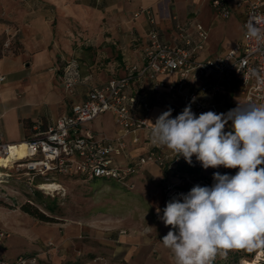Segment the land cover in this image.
Returning <instances> with one entry per match:
<instances>
[{
    "label": "built area",
    "instance_id": "2783aa9c",
    "mask_svg": "<svg viewBox=\"0 0 264 264\" xmlns=\"http://www.w3.org/2000/svg\"><path fill=\"white\" fill-rule=\"evenodd\" d=\"M169 1V0H163ZM243 10L242 37L224 54L207 59H199L209 39L208 30L202 24H195V37L188 33L186 26L176 23L175 31L179 43H163L152 29L147 35L140 65H123V75L89 91L86 99L72 105L68 115H61L39 134L24 138L18 143L3 140L0 132V159L13 157L0 167V175L8 169L23 172L33 181L42 178L46 183L62 186L59 177H82L85 180H113L128 188L131 180L149 166H156L164 172L163 194L165 204L179 199V194L188 193L195 185L209 186L214 183L213 173L235 175L238 169L223 166L204 169L193 156L192 165L183 157L174 156L168 149L154 145L150 139L152 123L162 113L154 116L153 107L143 101L141 91L150 83L155 96L167 99L166 110L172 109V117L180 114L192 101L191 110L198 116L207 111L224 113L216 101L234 77L240 84V97L246 105H264V45L245 38V24L251 17L264 20V0H211V7L218 17L228 19L232 10ZM145 10L141 9L139 13ZM6 40L4 47L7 48ZM255 73V74H254ZM210 74L222 75L224 81L208 82ZM76 66L67 63L62 68L65 89H70L75 81ZM159 77H170L161 81ZM6 80L0 74V84ZM135 85H139L134 89ZM109 113L112 115L117 133L109 136L103 132L87 130V123ZM85 131V135L81 132ZM231 131V130H225ZM142 147L145 154L138 155ZM24 151L19 159L18 151ZM76 161H65L72 155ZM117 159H122L124 167L119 168ZM41 186V185H39ZM6 235V234H5ZM4 232L0 228V238ZM55 246L48 242L37 254L19 255L13 260L0 257V264H46L41 257H48ZM264 264V249L256 251Z\"/></svg>",
    "mask_w": 264,
    "mask_h": 264
},
{
    "label": "crops",
    "instance_id": "0c3cea01",
    "mask_svg": "<svg viewBox=\"0 0 264 264\" xmlns=\"http://www.w3.org/2000/svg\"><path fill=\"white\" fill-rule=\"evenodd\" d=\"M194 2L189 6L187 0H0V41L15 39L20 46L18 54L0 58V74L6 78L0 84V132L3 140L8 143L22 141L25 138L24 118L36 121L47 114L52 119L50 123L55 122L61 115H68L72 105L84 101L91 89L121 77L124 64L140 65L147 35L152 29H155L161 42L176 45L179 41L175 24L180 23L194 38V23L199 21H194V17L199 13L203 0ZM230 8L232 14L227 20L236 23L242 30L244 11ZM141 9L145 11L139 13ZM198 23L209 32L206 24ZM229 48L220 44L212 47L209 34L205 50L198 58L203 60L224 54ZM75 58L79 60V68L86 73L93 72V76L84 83L76 84L74 93L70 95L63 91L59 79L55 77V70L61 62L66 65ZM159 80L169 81L171 78L159 77ZM207 81H224V77L210 74ZM138 87L135 85L133 88ZM141 94L143 101L153 107L154 116L167 111V99L155 96L150 83ZM237 95L240 96V84L234 77L222 95L216 98L224 113L238 106ZM4 124L17 126L21 139L7 140L2 131ZM225 130H231V121ZM142 173L143 177L150 179L157 176L165 178L164 172L156 166H149ZM48 242L54 241H43L29 253L42 252ZM71 242L69 238L56 241L55 245L61 248L62 255L53 251L49 258L41 257L44 260L41 262L129 264L125 256L70 261L66 252ZM112 246L117 249V254L124 255L125 245L116 246L113 243Z\"/></svg>",
    "mask_w": 264,
    "mask_h": 264
},
{
    "label": "rangeland",
    "instance_id": "374dc122",
    "mask_svg": "<svg viewBox=\"0 0 264 264\" xmlns=\"http://www.w3.org/2000/svg\"><path fill=\"white\" fill-rule=\"evenodd\" d=\"M187 1L189 6L195 3V0ZM210 2L211 0H203L194 21L199 20L208 26L212 47L216 44L232 47L236 40L241 39L243 32L236 23L215 15ZM190 19L193 23V16ZM72 60L77 75L74 78L76 82L70 89H65L62 80L65 62H61L55 70V77L59 79L63 91L70 95L74 93L76 84L84 83L83 81L86 82L93 76V72L86 73L79 68V60ZM235 99L237 105L244 103L239 95ZM51 121L47 114L40 116L36 121L24 118L22 124L25 138L41 133ZM85 126L89 131L104 132L109 136H113L118 130L109 113ZM2 131L9 141L21 139V131L17 126L4 124ZM85 131L81 132L82 136ZM145 151L142 147L137 154L143 155ZM64 160L76 161L77 157L74 154ZM115 162L119 168L125 165L122 159ZM22 173L8 169L5 174H1L0 180L6 181L0 183V228L4 232V237L0 238L1 258L13 260L19 255H27L41 242L48 240L54 241L52 243L56 247L55 251L62 255L61 248L55 243L69 238L72 242L66 256L70 261L98 257L116 259L118 256H125L129 264H176L174 255L161 241L168 231L172 230L171 226H165L159 218L166 207L162 198L164 180L161 177L150 179L143 177V173L139 172L131 180L133 187L128 188L113 180L57 176L63 189L60 192H48L38 187L46 181L37 177L30 181V178ZM26 205L51 218L52 222L40 221L23 212L22 207ZM157 209L160 210L159 213ZM111 242L116 246L125 245L124 255L117 254V249ZM259 249L264 247L227 250L223 255L218 254L212 264H242L245 260H253Z\"/></svg>",
    "mask_w": 264,
    "mask_h": 264
},
{
    "label": "clouds",
    "instance_id": "9594fccd",
    "mask_svg": "<svg viewBox=\"0 0 264 264\" xmlns=\"http://www.w3.org/2000/svg\"><path fill=\"white\" fill-rule=\"evenodd\" d=\"M244 27L246 39L264 45V20L251 17ZM192 102L174 118L170 108L158 116L152 143L189 165L195 156L204 169L238 171L215 172L211 187L195 185L169 201L159 218L172 230L161 241L176 264H212L227 250L264 247V105L238 104L227 113L197 116Z\"/></svg>",
    "mask_w": 264,
    "mask_h": 264
},
{
    "label": "trees",
    "instance_id": "16d2710c",
    "mask_svg": "<svg viewBox=\"0 0 264 264\" xmlns=\"http://www.w3.org/2000/svg\"><path fill=\"white\" fill-rule=\"evenodd\" d=\"M4 39L0 41V58L3 56H8V55H15L20 52V46L18 44V41L10 40L9 45L7 48L4 47ZM29 138V137H28ZM40 180L42 181L43 179L40 177ZM98 180V179H95ZM39 184V182H38ZM22 211L34 216L35 218L39 219L40 221L43 222H52L51 218L46 217L42 213H39L36 209L32 210L28 207V205L22 207Z\"/></svg>",
    "mask_w": 264,
    "mask_h": 264
},
{
    "label": "bare ground",
    "instance_id": "6f19581e",
    "mask_svg": "<svg viewBox=\"0 0 264 264\" xmlns=\"http://www.w3.org/2000/svg\"><path fill=\"white\" fill-rule=\"evenodd\" d=\"M18 155H19V159H22L23 157H24V151H23V149L21 148V151H18ZM13 155H14V151H12L11 152V156H9L8 157V159H0V167H2L3 165H6V163H9V159L11 158V157H13ZM1 176L2 175H0V179H2L1 178ZM0 183H6V181H2V180H0ZM38 187H40L41 189H43V190H45V191H48V192H53V191H57L58 189H59V186L56 184V183H44V184H41V186H38ZM259 257H257V258H254L253 260H250V261H247V260H245V261H243V263L242 264H259Z\"/></svg>",
    "mask_w": 264,
    "mask_h": 264
}]
</instances>
